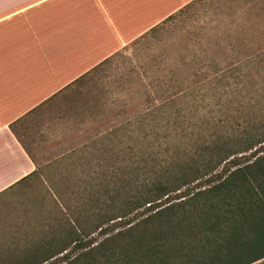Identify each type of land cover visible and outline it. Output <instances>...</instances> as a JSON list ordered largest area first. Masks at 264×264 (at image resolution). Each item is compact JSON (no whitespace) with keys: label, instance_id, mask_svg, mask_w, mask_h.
<instances>
[{"label":"rangeland","instance_id":"rangeland-1","mask_svg":"<svg viewBox=\"0 0 264 264\" xmlns=\"http://www.w3.org/2000/svg\"><path fill=\"white\" fill-rule=\"evenodd\" d=\"M260 53L264 0H193L44 103L16 128L37 175L0 195V258L54 229L52 198L73 209L97 180L174 146L260 131L264 55L250 61Z\"/></svg>","mask_w":264,"mask_h":264},{"label":"trees","instance_id":"trees-1","mask_svg":"<svg viewBox=\"0 0 264 264\" xmlns=\"http://www.w3.org/2000/svg\"><path fill=\"white\" fill-rule=\"evenodd\" d=\"M263 55L250 61L261 62ZM225 79L221 74L218 80ZM175 88L176 97L189 94L180 85ZM235 137L203 135L190 149L174 146L164 161L105 176L88 196L75 197L73 209L52 198L61 214L54 229L12 250L0 264H48L58 256L57 264H253L264 259V125L243 140ZM106 155L98 150L92 157ZM35 175L37 170L16 185Z\"/></svg>","mask_w":264,"mask_h":264},{"label":"crops","instance_id":"crops-1","mask_svg":"<svg viewBox=\"0 0 264 264\" xmlns=\"http://www.w3.org/2000/svg\"><path fill=\"white\" fill-rule=\"evenodd\" d=\"M192 1L0 0V195L36 170L19 124Z\"/></svg>","mask_w":264,"mask_h":264},{"label":"snow or ice","instance_id":"snow-or-ice-1","mask_svg":"<svg viewBox=\"0 0 264 264\" xmlns=\"http://www.w3.org/2000/svg\"><path fill=\"white\" fill-rule=\"evenodd\" d=\"M40 2H43V0H40ZM262 89H264V84L261 85Z\"/></svg>","mask_w":264,"mask_h":264}]
</instances>
